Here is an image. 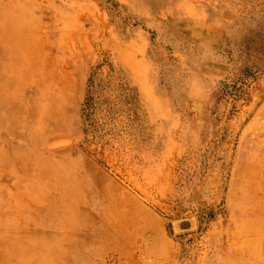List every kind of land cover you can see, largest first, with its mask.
<instances>
[{
	"label": "rangeland",
	"instance_id": "1",
	"mask_svg": "<svg viewBox=\"0 0 264 264\" xmlns=\"http://www.w3.org/2000/svg\"><path fill=\"white\" fill-rule=\"evenodd\" d=\"M0 264H264V0H0Z\"/></svg>",
	"mask_w": 264,
	"mask_h": 264
},
{
	"label": "bare ground",
	"instance_id": "2",
	"mask_svg": "<svg viewBox=\"0 0 264 264\" xmlns=\"http://www.w3.org/2000/svg\"><path fill=\"white\" fill-rule=\"evenodd\" d=\"M135 208H136V207H135ZM135 210H137V208H136ZM139 210H140V209H139ZM139 210H138V211H139Z\"/></svg>",
	"mask_w": 264,
	"mask_h": 264
}]
</instances>
